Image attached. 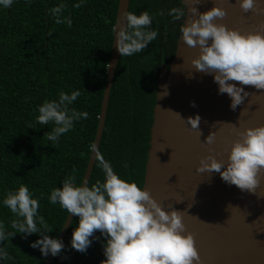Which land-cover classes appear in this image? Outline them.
<instances>
[{
	"label": "trees",
	"instance_id": "16d2710c",
	"mask_svg": "<svg viewBox=\"0 0 264 264\" xmlns=\"http://www.w3.org/2000/svg\"><path fill=\"white\" fill-rule=\"evenodd\" d=\"M60 2L14 0L11 7L0 8V199L6 191L27 185L39 198L40 215L53 229L48 235L57 238L69 214L47 197L73 169L76 183L83 181L99 124L119 0H86L78 8L72 7L76 0H64L62 17H71L70 27L57 24L48 11ZM173 7L183 5L180 0H130L129 11L153 15L150 27L158 36L146 49L118 60L89 186L104 179L97 166L101 158L110 161L121 178L144 185L158 81L163 65L174 57L183 24V18L168 15ZM73 90L81 94L70 107L89 115L75 122L53 147L44 136L53 125L37 122V106ZM14 218L0 205V221L9 231ZM77 224L74 216L63 239L65 248L50 264H100L106 259L105 237L98 230L94 235L99 239H93L86 252L71 247ZM38 238L36 233L26 238L18 233L0 242L12 257L0 264H44L48 255L30 246Z\"/></svg>",
	"mask_w": 264,
	"mask_h": 264
},
{
	"label": "clouds",
	"instance_id": "9594fccd",
	"mask_svg": "<svg viewBox=\"0 0 264 264\" xmlns=\"http://www.w3.org/2000/svg\"><path fill=\"white\" fill-rule=\"evenodd\" d=\"M31 3V0H26ZM86 0H76L73 8L83 5ZM194 0L187 9L195 14L188 22L181 24L182 39L189 46H199V54L191 60L195 70L212 74L218 85V94L227 93L231 99L230 107L234 110L249 96L243 85H253L264 89V33H241L223 23H216L215 18H222L226 11L213 4L207 11L199 12ZM14 0H0V8H9ZM183 7L169 9L168 15L173 20L186 16V0H180ZM239 7L248 12H264L261 3L264 0H237ZM67 5L64 0L48 9L57 24H72L70 16L62 13ZM163 15V12L160 13ZM123 23L117 21L115 45L121 56H131L146 49L158 36V30L151 28L153 15L148 11L136 14L132 11L122 13ZM119 25V27H117ZM233 81L240 82L239 85ZM79 90L70 94L59 92L58 99L44 100L37 106V122L41 125H53L44 136L55 147L62 134L73 129L75 122L88 117V112L70 107L80 96ZM166 94V93H165ZM195 106V102H191ZM179 115V113H177ZM199 115L189 117L192 128H199ZM241 139L233 141L227 162L215 156L202 157L197 171L218 172L221 178L234 184L241 190L255 192L259 185V174L264 170V125L237 131ZM211 132L205 142L211 143ZM96 150L95 144L89 145ZM97 166L102 170L104 179H97L89 186L76 183L75 169L66 176L60 187H54L48 195L50 204H59L61 209L78 217V224L71 234V247L86 252L93 239H99L94 233L98 230L105 237L102 242L103 255L106 259L100 264H200V257L195 247L192 234L185 232L182 211L171 207L165 210L143 186L135 181H128L114 170L110 161L99 159ZM0 205L14 215L11 221L12 231L7 230L0 221V242L10 241L21 233L26 238L33 233L39 238L31 241L32 248H38L43 256H57L65 248L64 241L48 233L53 229L40 215L39 198L25 184L6 191L0 199ZM64 226V225H63ZM0 243V262L12 257L7 248Z\"/></svg>",
	"mask_w": 264,
	"mask_h": 264
},
{
	"label": "water",
	"instance_id": "95a60500",
	"mask_svg": "<svg viewBox=\"0 0 264 264\" xmlns=\"http://www.w3.org/2000/svg\"><path fill=\"white\" fill-rule=\"evenodd\" d=\"M193 3L194 0H186L183 23L194 17L195 14L187 11ZM213 4L226 11L225 16L215 18L214 22L245 34L264 33V12H244L237 0H200L195 7L204 12ZM260 6L264 7V3ZM129 8L130 0H119L115 25L118 20L124 22L122 13ZM115 40L114 30L93 143L97 147L92 150L82 183L88 184L90 180L103 136L121 56ZM198 54L199 46L187 45L180 32L174 57L163 65L158 81L143 186L165 210L173 207L182 211L185 232L194 238L200 264H264V170L258 176L260 182L255 192L225 182L218 172L197 171L202 157L211 155L227 162L233 141L241 139L237 131L264 125V89L243 85L249 96L233 110L228 94H218L213 75L197 71L191 64ZM196 115L200 117L199 128H192L187 121ZM211 132L213 140L207 143L205 139ZM74 216L68 215L59 239H64ZM53 259L49 254L44 264H50Z\"/></svg>",
	"mask_w": 264,
	"mask_h": 264
}]
</instances>
